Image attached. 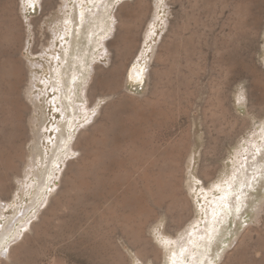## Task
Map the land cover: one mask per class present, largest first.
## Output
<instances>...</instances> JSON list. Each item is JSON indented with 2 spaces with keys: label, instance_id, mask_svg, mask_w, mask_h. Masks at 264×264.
<instances>
[{
  "label": "rangeland",
  "instance_id": "rangeland-1",
  "mask_svg": "<svg viewBox=\"0 0 264 264\" xmlns=\"http://www.w3.org/2000/svg\"><path fill=\"white\" fill-rule=\"evenodd\" d=\"M0 264H264V0H0Z\"/></svg>",
  "mask_w": 264,
  "mask_h": 264
},
{
  "label": "bare ground",
  "instance_id": "bare-ground-1",
  "mask_svg": "<svg viewBox=\"0 0 264 264\" xmlns=\"http://www.w3.org/2000/svg\"><path fill=\"white\" fill-rule=\"evenodd\" d=\"M115 19L117 20L116 14H115ZM110 45H111V44H108V43L105 44V47H106V49H107L108 51H109V46H110ZM141 69H142V67H141ZM97 70H98V71H97ZM97 70L95 69V75H94L93 78H92V84H91V87H90L92 91H91V93L88 95V98L91 97L92 99H95V100H96L97 98L101 99V97H104V96H105V95H103V96H96V94H95V89H94V88H95V84H96V82H97V81H96V80H97L96 78H97L98 72H99V70H100V67H98ZM134 73H135V75H139V72H138V71H135ZM139 76H140V75H139ZM148 76H149V74H147V77H148ZM142 80H143L142 77H140V81H142ZM98 84H99V83H98ZM95 96H96V97H95ZM89 99H90V98H89ZM77 138H78V139H77V141L75 142V144H74V146H73V151H79V150L82 149V147L80 146V143H79V138H80V137H77ZM71 163H72V161H69V162H68V164H67V166H66V169H65L64 172L62 173V178L66 175V173H67V171H68V168H69V166H70ZM62 178H61V180L59 181V183H57V186H59V184H61V183L63 182V179H62ZM60 186H61V185H60ZM223 188H225V187H223ZM52 189H53V188H52ZM52 189H51V190H52ZM58 190H60V188H58L57 191H58ZM57 191H56V192H57ZM51 192H52V191H51ZM58 193H59V192H58ZM58 193H57V194H58ZM228 194H229V192H228L227 190H225L224 193H223V195H224L225 197H227ZM49 195H50V194H49ZM221 202H222V201H221ZM220 205H221V204H219L218 207H220ZM223 206H224V205H223ZM219 210H220V209H219ZM217 212H218V211H217ZM217 212H216V213H217ZM190 248H191V247H190ZM10 256H11V255H10ZM10 256H9V257H10ZM139 260H140V259H139ZM3 262H4V261H3Z\"/></svg>",
  "mask_w": 264,
  "mask_h": 264
}]
</instances>
